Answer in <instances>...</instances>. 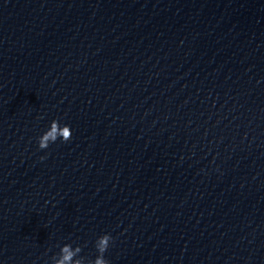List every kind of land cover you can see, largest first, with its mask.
<instances>
[{
    "label": "water",
    "instance_id": "water-1",
    "mask_svg": "<svg viewBox=\"0 0 264 264\" xmlns=\"http://www.w3.org/2000/svg\"><path fill=\"white\" fill-rule=\"evenodd\" d=\"M103 234L109 264H264V0H0V264Z\"/></svg>",
    "mask_w": 264,
    "mask_h": 264
},
{
    "label": "clouds",
    "instance_id": "clouds-1",
    "mask_svg": "<svg viewBox=\"0 0 264 264\" xmlns=\"http://www.w3.org/2000/svg\"><path fill=\"white\" fill-rule=\"evenodd\" d=\"M57 138L61 142H67L72 138V132L68 125L61 126L57 120L50 122L49 128L37 138L38 148L43 150L48 148L50 143H55ZM43 159V157H41ZM112 237L103 234L95 241L96 256L92 260H87L81 256L80 246L73 247L71 244H64L60 247L59 253L51 257L52 264H109L104 254L108 250Z\"/></svg>",
    "mask_w": 264,
    "mask_h": 264
}]
</instances>
